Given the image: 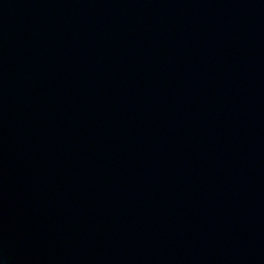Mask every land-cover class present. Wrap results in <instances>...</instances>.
<instances>
[{"label": "water", "instance_id": "obj_1", "mask_svg": "<svg viewBox=\"0 0 264 264\" xmlns=\"http://www.w3.org/2000/svg\"><path fill=\"white\" fill-rule=\"evenodd\" d=\"M0 264H264V0H0Z\"/></svg>", "mask_w": 264, "mask_h": 264}]
</instances>
